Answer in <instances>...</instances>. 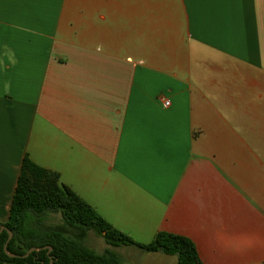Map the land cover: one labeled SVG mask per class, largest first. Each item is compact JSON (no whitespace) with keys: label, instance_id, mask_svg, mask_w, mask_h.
<instances>
[{"label":"crops","instance_id":"1","mask_svg":"<svg viewBox=\"0 0 264 264\" xmlns=\"http://www.w3.org/2000/svg\"><path fill=\"white\" fill-rule=\"evenodd\" d=\"M25 157L136 242L264 264V0H0L2 222Z\"/></svg>","mask_w":264,"mask_h":264},{"label":"trees","instance_id":"2","mask_svg":"<svg viewBox=\"0 0 264 264\" xmlns=\"http://www.w3.org/2000/svg\"><path fill=\"white\" fill-rule=\"evenodd\" d=\"M51 213H61V223L50 224ZM13 232L5 252L8 229L0 233V264H125L122 256L107 247L102 252L87 245L90 230L102 236L111 247L136 245L148 252L176 255L178 264H204L195 243L183 235L158 232L148 243H139L112 226L86 200L60 183L57 172L25 157L13 196L9 218L0 220ZM48 246H52L50 251Z\"/></svg>","mask_w":264,"mask_h":264},{"label":"rangeland","instance_id":"3","mask_svg":"<svg viewBox=\"0 0 264 264\" xmlns=\"http://www.w3.org/2000/svg\"><path fill=\"white\" fill-rule=\"evenodd\" d=\"M62 220H63V217L61 213H51L48 218V223L57 224V223H61ZM87 245L95 249L97 252H102L107 247L115 249V247L113 248L109 246L104 240V238L98 235L94 230H90L89 232ZM170 258H173V257H170ZM171 260L173 259H168V261H171ZM169 263H172V262H169ZM130 264H133V262H131Z\"/></svg>","mask_w":264,"mask_h":264},{"label":"water","instance_id":"4","mask_svg":"<svg viewBox=\"0 0 264 264\" xmlns=\"http://www.w3.org/2000/svg\"><path fill=\"white\" fill-rule=\"evenodd\" d=\"M5 229H8L5 225L0 226V233H1L3 230H5ZM8 231H9V238H8L7 243L5 244V252H6L7 254H9L10 256H15V257H27V256H29L33 251H35V250H40V249H41L40 247H32V248H31L30 250H28V252H27L26 254H24V255H18V254H11V253H9V251H8V242H9V240L13 237V232H12L11 230H9V229H8ZM48 248H49L50 251L52 250V246H48ZM51 264H53V259L51 260Z\"/></svg>","mask_w":264,"mask_h":264},{"label":"built area","instance_id":"5","mask_svg":"<svg viewBox=\"0 0 264 264\" xmlns=\"http://www.w3.org/2000/svg\"><path fill=\"white\" fill-rule=\"evenodd\" d=\"M164 104H165L166 106H168V105L170 104V102H169L168 100H164Z\"/></svg>","mask_w":264,"mask_h":264}]
</instances>
